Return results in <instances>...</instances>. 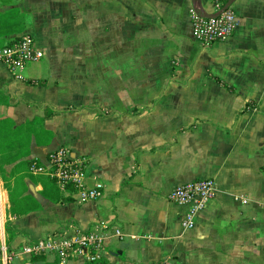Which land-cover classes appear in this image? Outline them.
Instances as JSON below:
<instances>
[{
    "label": "crops",
    "instance_id": "crops-1",
    "mask_svg": "<svg viewBox=\"0 0 264 264\" xmlns=\"http://www.w3.org/2000/svg\"><path fill=\"white\" fill-rule=\"evenodd\" d=\"M194 4L0 0V37L31 34L44 53L23 80L0 62V264H264V0H235V32L209 45L192 37ZM8 17L23 31L5 33ZM57 148L85 161L102 198L45 195L21 162ZM205 178L216 194L183 229L168 195ZM9 186L37 206L13 213ZM98 229L95 262L25 251Z\"/></svg>",
    "mask_w": 264,
    "mask_h": 264
},
{
    "label": "built area",
    "instance_id": "built-area-1",
    "mask_svg": "<svg viewBox=\"0 0 264 264\" xmlns=\"http://www.w3.org/2000/svg\"><path fill=\"white\" fill-rule=\"evenodd\" d=\"M229 0H215L216 17H205L195 8L190 10L192 20V37L194 40L209 45L224 41L235 32L238 26L236 13L224 7ZM44 53L36 47L31 34H23L17 41L13 38L0 37V62H3L13 75L23 80V70L29 62L40 60ZM86 163L84 160L71 157L65 148L50 151L46 160L34 159L30 171L34 175H45L52 179L57 187L66 190L72 188L74 197L81 203L96 201L104 195V185L96 182L87 185ZM216 194L214 179H196L176 186L168 195L170 201L184 208L179 214V223L183 229H192L197 223L199 213L204 210ZM121 236V231H115ZM106 234L101 230L83 231L75 237H52L28 245L27 252L54 253L64 260L83 258L95 262L101 258L105 247ZM159 264H169L163 261Z\"/></svg>",
    "mask_w": 264,
    "mask_h": 264
},
{
    "label": "trees",
    "instance_id": "trees-1",
    "mask_svg": "<svg viewBox=\"0 0 264 264\" xmlns=\"http://www.w3.org/2000/svg\"><path fill=\"white\" fill-rule=\"evenodd\" d=\"M6 17H4V21H5ZM1 20V19H0ZM2 22V21H1ZM8 26H14L15 24L11 22L10 18L8 17ZM10 32H14V33H20L19 31H10ZM1 34V33H0ZM20 38V35H17L13 38L14 41H17ZM4 92L2 90H0V103L1 102H5L6 101V97L4 96ZM9 124V119H2L0 120V125H5L8 126ZM5 131V130H4ZM18 156H15V158ZM2 159H4V157H0V163L2 161ZM33 160H28V161H23L21 162V166L22 165H27L30 167V165L32 164ZM2 172V170H1ZM41 181L44 185V193L45 195L50 196V191L53 190L54 186L56 185L55 182L50 179L47 176H40ZM55 184V185H54ZM9 191H10V198H11V202H12V212L13 213H18V214H23V213H27L31 210H33L36 206H37V201L33 196H25L23 199L18 201V195L14 192V190L9 186ZM56 197V196H55Z\"/></svg>",
    "mask_w": 264,
    "mask_h": 264
},
{
    "label": "water",
    "instance_id": "water-1",
    "mask_svg": "<svg viewBox=\"0 0 264 264\" xmlns=\"http://www.w3.org/2000/svg\"><path fill=\"white\" fill-rule=\"evenodd\" d=\"M235 0H229L228 3L226 4V6L224 7L223 10H225L227 7H229ZM194 8L199 11L203 16L205 17H216L218 16L221 11L217 12L216 14L214 15H211V14H208L204 11V9L202 8L201 6V3H200V0H195V4H194Z\"/></svg>",
    "mask_w": 264,
    "mask_h": 264
},
{
    "label": "rangeland",
    "instance_id": "rangeland-1",
    "mask_svg": "<svg viewBox=\"0 0 264 264\" xmlns=\"http://www.w3.org/2000/svg\"><path fill=\"white\" fill-rule=\"evenodd\" d=\"M14 24H15L14 26H10V27L8 26V28H3V29H5L4 32L7 33L9 31H16V30L19 31V29H21L23 31V28H25L24 27L23 17H20V20L17 21V23H14ZM39 176H44L45 177V175H39Z\"/></svg>",
    "mask_w": 264,
    "mask_h": 264
}]
</instances>
